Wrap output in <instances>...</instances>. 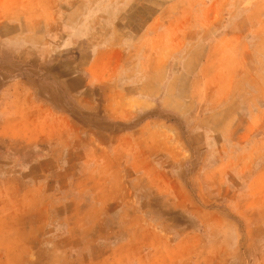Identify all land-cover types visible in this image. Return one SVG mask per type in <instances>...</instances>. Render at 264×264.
<instances>
[{
    "label": "rangeland",
    "instance_id": "obj_1",
    "mask_svg": "<svg viewBox=\"0 0 264 264\" xmlns=\"http://www.w3.org/2000/svg\"><path fill=\"white\" fill-rule=\"evenodd\" d=\"M0 264H264V0H0Z\"/></svg>",
    "mask_w": 264,
    "mask_h": 264
}]
</instances>
